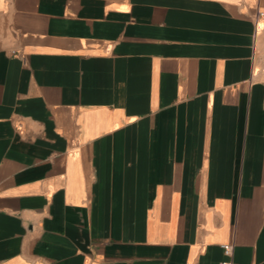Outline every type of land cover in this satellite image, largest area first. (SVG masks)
<instances>
[{
  "label": "crops",
  "instance_id": "obj_1",
  "mask_svg": "<svg viewBox=\"0 0 264 264\" xmlns=\"http://www.w3.org/2000/svg\"><path fill=\"white\" fill-rule=\"evenodd\" d=\"M264 0H0V264H264Z\"/></svg>",
  "mask_w": 264,
  "mask_h": 264
},
{
  "label": "built area",
  "instance_id": "obj_2",
  "mask_svg": "<svg viewBox=\"0 0 264 264\" xmlns=\"http://www.w3.org/2000/svg\"><path fill=\"white\" fill-rule=\"evenodd\" d=\"M263 30H264V27H263ZM259 59L261 61V64L257 67V72H259L261 74V76H262L261 80H262V82H264V51L259 56ZM223 249H224V253L228 259L223 261L221 264H233L231 258L233 256L234 246L232 244L223 245Z\"/></svg>",
  "mask_w": 264,
  "mask_h": 264
}]
</instances>
